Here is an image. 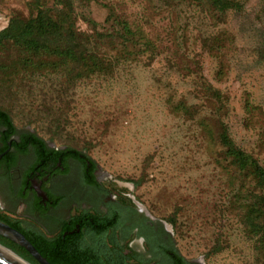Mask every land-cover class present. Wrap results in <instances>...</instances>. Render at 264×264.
<instances>
[{"label": "rangeland", "instance_id": "rangeland-1", "mask_svg": "<svg viewBox=\"0 0 264 264\" xmlns=\"http://www.w3.org/2000/svg\"><path fill=\"white\" fill-rule=\"evenodd\" d=\"M234 1L240 10L216 19L193 0H0V32L58 4L76 32L102 34L98 53L112 67L84 79L56 59L17 66L24 54L9 46L0 108L19 131L95 161L104 195L84 208L121 213L106 237L111 256L167 264V247L189 264H264V228L246 219L258 214L264 227V182L221 140L226 130L264 168V0ZM83 183L81 170L63 180L96 194Z\"/></svg>", "mask_w": 264, "mask_h": 264}, {"label": "trees", "instance_id": "trees-1", "mask_svg": "<svg viewBox=\"0 0 264 264\" xmlns=\"http://www.w3.org/2000/svg\"><path fill=\"white\" fill-rule=\"evenodd\" d=\"M193 5L208 10L216 19H218V16L222 17L221 15H225L229 10H240L234 0H193ZM57 6L58 4L52 8L37 4L34 16L28 19L17 15L14 16L9 26L0 32V53L7 51L9 46L14 47L24 54L23 58L15 65L25 69L40 68L45 70L44 67L48 66L53 59H56L57 65L64 67L65 72L69 75L78 69L87 71V73L78 71L75 79L90 78L93 75L108 72L112 67L111 63H106L105 57L98 53L100 52L98 44L102 34H97L94 40L90 36L79 34L67 15L63 13L59 15L60 10H58ZM123 29H125L126 34L130 31V27L127 24L123 25ZM92 41H95V47H92ZM205 44L206 46L208 45V43ZM34 76L35 71L31 74V78ZM19 132L11 115L0 108V154L5 153L9 149L27 153L31 147L37 156V169L58 167L59 164L64 166L69 159H75L84 166L86 184L91 186L99 185L95 175L97 164L84 151L72 147H67L64 150L53 149L38 135L28 131L22 134ZM18 134H20V141H13L12 138ZM221 140L222 144L227 148V154L237 158V164L240 169L246 170L249 166L253 167L256 176L260 177L264 182V168L257 162L250 161L249 158L239 154L235 144L229 139L226 130L221 135ZM10 142H12L11 147L9 146ZM15 161L16 155L12 150L0 159V162H7L9 166H12ZM262 201L264 202L263 198ZM36 208L40 209L39 206H36ZM257 211L261 213V210ZM254 217V220L248 216H246V219L251 223V228L256 233H260V228H264L261 223L259 225L257 222L261 219V216L257 214ZM119 218V215L111 218H103L97 214L78 215L54 238H48L46 234L39 233L34 234L33 237L24 234L50 264H143L141 263L142 261L140 263L134 262L130 256H124L123 252L120 257L111 256L110 254L113 255L111 252L113 250L109 251L106 243H103L102 238L112 228L115 229L119 225ZM0 221L20 231L22 230L18 223L8 215L3 214L1 210ZM78 229H80L79 233L77 232ZM84 229L93 231L95 241L97 244L100 243V245L96 244L87 248L81 247V242L84 239ZM67 231H74L75 233L66 234ZM0 243H4V246L12 249L17 255L31 264H38L31 254L20 245L1 236ZM113 249L116 248L113 247ZM163 251L167 258V264H189L173 248L166 247Z\"/></svg>", "mask_w": 264, "mask_h": 264}, {"label": "flooded vegetation", "instance_id": "flooded-vegetation-1", "mask_svg": "<svg viewBox=\"0 0 264 264\" xmlns=\"http://www.w3.org/2000/svg\"><path fill=\"white\" fill-rule=\"evenodd\" d=\"M24 132L27 131H20L19 133L22 134ZM20 134L14 136L12 140L19 142ZM49 147L57 150L66 149ZM11 150L16 155V161L13 165L9 166L7 162H0V210L20 225L22 230L19 231H23V234L25 233L33 237L34 234L39 233L46 234L48 238H54L74 220L75 216L86 214H97L103 218H111L119 215V225L122 223L123 217L121 213L114 208L106 209L103 212L98 210L90 211L84 208L88 200L91 199L92 201V199H98L100 197L102 199L104 195L101 194L103 192H101L97 168L95 175L99 185L91 186L85 182V169L83 164L75 159H69L64 166L59 164L58 167L37 169V156L34 149L30 147L27 153H20L15 149ZM74 170H81L83 185L96 189L95 191L92 190V192L96 193L95 195H89L87 198L88 193L81 189L82 187L79 189V187L74 186L73 191L65 189L63 180L72 176ZM82 193L84 194L82 195ZM20 203L26 206L23 214L16 211ZM36 206H39L40 209H37ZM119 225L115 229L112 228L111 231L119 230ZM77 232L79 233L80 229ZM68 233L74 234L75 232L67 231L66 234ZM83 233L84 239L81 242V247L87 248L94 245L91 244V240L89 239L91 237L92 240H95L93 231L84 229ZM108 234L102 238L103 243L106 242ZM97 245H100V243ZM141 263L146 264L145 262Z\"/></svg>", "mask_w": 264, "mask_h": 264}, {"label": "water", "instance_id": "water-1", "mask_svg": "<svg viewBox=\"0 0 264 264\" xmlns=\"http://www.w3.org/2000/svg\"><path fill=\"white\" fill-rule=\"evenodd\" d=\"M12 142L9 143L11 147ZM10 151L0 154V159ZM0 236L8 238L12 242L23 247L39 264H50L48 260L42 256L37 248L31 243V241L19 230L12 226L0 221ZM12 254H10V253ZM14 254V255H13ZM0 264H31L24 260L21 256L17 255L11 249L0 244Z\"/></svg>", "mask_w": 264, "mask_h": 264}, {"label": "crops", "instance_id": "crops-1", "mask_svg": "<svg viewBox=\"0 0 264 264\" xmlns=\"http://www.w3.org/2000/svg\"><path fill=\"white\" fill-rule=\"evenodd\" d=\"M0 136H1V134H0ZM25 210H26V206L23 203H20V205L16 209V211L19 212L20 214H23L25 212Z\"/></svg>", "mask_w": 264, "mask_h": 264}, {"label": "bare ground", "instance_id": "bare-ground-1", "mask_svg": "<svg viewBox=\"0 0 264 264\" xmlns=\"http://www.w3.org/2000/svg\"><path fill=\"white\" fill-rule=\"evenodd\" d=\"M10 253V252H9ZM10 254H12V253H10ZM14 255V254H13Z\"/></svg>", "mask_w": 264, "mask_h": 264}]
</instances>
